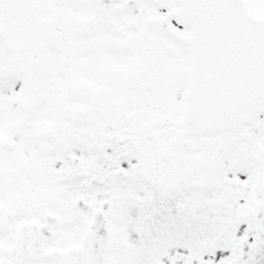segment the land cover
Wrapping results in <instances>:
<instances>
[{
	"label": "snow or ice",
	"instance_id": "obj_1",
	"mask_svg": "<svg viewBox=\"0 0 264 264\" xmlns=\"http://www.w3.org/2000/svg\"><path fill=\"white\" fill-rule=\"evenodd\" d=\"M0 264H264V0H0Z\"/></svg>",
	"mask_w": 264,
	"mask_h": 264
}]
</instances>
